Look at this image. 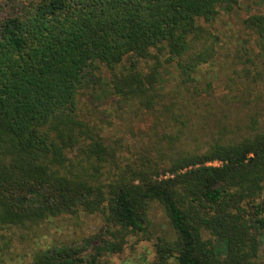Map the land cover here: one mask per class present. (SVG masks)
Instances as JSON below:
<instances>
[{
	"label": "trees",
	"instance_id": "obj_1",
	"mask_svg": "<svg viewBox=\"0 0 264 264\" xmlns=\"http://www.w3.org/2000/svg\"><path fill=\"white\" fill-rule=\"evenodd\" d=\"M236 2L0 0V231L62 214L101 221L80 242L34 251L29 264H103L128 236L146 234L151 201L174 233L155 241L151 264H264V125L193 151L175 150L170 133L181 95L196 104L209 96L194 74L216 54L210 26ZM242 23L264 59V14ZM160 59L185 92L164 89ZM91 76L148 117L162 150L104 137L79 116Z\"/></svg>",
	"mask_w": 264,
	"mask_h": 264
},
{
	"label": "rangeland",
	"instance_id": "obj_2",
	"mask_svg": "<svg viewBox=\"0 0 264 264\" xmlns=\"http://www.w3.org/2000/svg\"><path fill=\"white\" fill-rule=\"evenodd\" d=\"M251 13L264 14V4L259 0H237L230 12H220L210 26L217 35V51L213 59L194 74L195 87L205 89L209 96L198 100L197 105L187 94L181 95L187 102L178 105L181 112L177 110L176 114L184 115L177 117L178 122H173L170 132L179 137L174 143L175 150L202 149L212 138H239L263 127L264 59L257 55L253 37L242 23ZM160 61L164 89L180 90L172 64ZM147 63L152 61L147 60ZM100 74L103 79L107 76L105 69ZM88 81L77 101L82 119L90 124L100 123L104 127V137L119 133L127 140L136 138L142 151L154 154L157 149L162 150L163 142L154 135L156 129L151 128L152 123L146 115H134L135 108L130 110L120 102L102 79L99 81L91 76ZM119 105L122 107L118 108ZM132 130L134 138L129 132ZM146 218V234L128 236L122 252L100 258L103 264L153 262L155 241H169L174 233L158 203H149ZM100 225L98 215L79 214L75 218L62 214L38 225L3 229L0 231V264H29L34 251L55 243L80 242L95 233ZM260 257L264 260V249ZM165 264L172 262L168 260Z\"/></svg>",
	"mask_w": 264,
	"mask_h": 264
}]
</instances>
